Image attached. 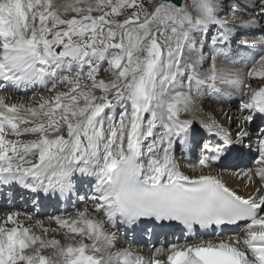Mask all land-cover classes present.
<instances>
[{"label":"snow or ice","instance_id":"6c2138e0","mask_svg":"<svg viewBox=\"0 0 264 264\" xmlns=\"http://www.w3.org/2000/svg\"><path fill=\"white\" fill-rule=\"evenodd\" d=\"M241 6L0 0V188L80 202L0 210V264H264V0ZM120 228L185 238L146 258Z\"/></svg>","mask_w":264,"mask_h":264},{"label":"bare ground","instance_id":"6f19581e","mask_svg":"<svg viewBox=\"0 0 264 264\" xmlns=\"http://www.w3.org/2000/svg\"><path fill=\"white\" fill-rule=\"evenodd\" d=\"M252 4L255 6L254 8L256 9V11L259 10V7H258L259 0H252ZM220 14L223 15L222 11H220ZM258 19H259L258 16L254 15V21L257 22ZM256 85H258V83H256ZM204 103H205V107L208 111H210V112L214 111L218 119H221V120L224 119V117L219 112H217L216 108L212 107V105L209 102H204ZM230 110L233 112L235 111L234 107H232V106L223 108L224 112H228ZM225 179L228 181L229 185H231L230 182L232 180L229 177H227L226 175H225ZM235 185H236V183L231 185V186H235ZM13 190H14L13 188H11V189L0 188V210L11 209V206H10L11 200L13 201V203H15L13 200L14 198L12 197ZM15 194H17L18 199L21 200L23 198L22 193H20V192L16 193L15 192ZM23 207H25L26 211H30V210L35 211L36 210V209H33V205L31 202H27L26 206H23ZM122 232L127 234L126 235L127 240L134 241V244H133L134 249L138 248L140 253L143 254L146 258L151 256L152 250L146 244L145 238H146L147 234L145 233L144 230L140 229V230H137L135 233H127L124 228H120L119 235ZM177 232H180V231H175L174 235L172 233H169L167 236V239H165L163 234H161L162 235L161 242L168 243V242H170L176 238H179L177 236ZM126 237L120 238L121 241H126ZM57 238H59V236H57ZM184 238L185 237L179 238V239L183 240ZM203 238L207 239L206 236H203ZM157 245L159 246V243ZM119 246L120 245H118V247Z\"/></svg>","mask_w":264,"mask_h":264},{"label":"rangeland","instance_id":"374dc122","mask_svg":"<svg viewBox=\"0 0 264 264\" xmlns=\"http://www.w3.org/2000/svg\"><path fill=\"white\" fill-rule=\"evenodd\" d=\"M190 6H191L190 3L189 4L187 3V7L190 8Z\"/></svg>","mask_w":264,"mask_h":264}]
</instances>
